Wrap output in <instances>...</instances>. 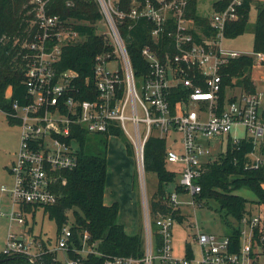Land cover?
<instances>
[{"label":"built area","instance_id":"obj_1","mask_svg":"<svg viewBox=\"0 0 264 264\" xmlns=\"http://www.w3.org/2000/svg\"><path fill=\"white\" fill-rule=\"evenodd\" d=\"M30 1L34 11L31 27L35 25L36 29L30 40L22 43L29 52L25 55L24 79L27 102L21 105L13 102L9 113L11 118L19 121V143L15 159L8 167L12 186L0 188L1 192L9 194L12 207H17L16 213L12 208L9 214L12 220L16 216L24 226L27 216H32L21 213V203H55L57 196L51 186L57 181L58 172L76 166V134L80 129L90 135L120 129L134 146L137 161L142 166L143 148L148 137L165 138L166 161L181 166L178 184L184 193L180 194L189 195L190 200L185 203L193 207L200 206L194 199L200 192L195 180L203 172L202 165L210 155L208 145L211 140L220 139L219 146L223 147L220 152L225 151L228 138L232 143L250 140L253 151L248 154L246 167L257 168L264 163L260 152L264 147V92L255 89L253 93H244L238 89L239 93L232 95V90L228 89L224 103L219 104L223 67L244 55L223 46L225 27L238 19V7L258 0H231L223 10H213L206 17L208 36L193 24L194 28L188 25L192 21L185 18L187 0H158L157 5L146 2L141 8L134 6L129 16L152 21L151 36L154 39L162 33L172 35L175 49L173 56L165 55L161 61L145 46L141 53L150 70L139 85L116 26L115 17L124 15L111 7L114 22L103 13L109 22L111 42L108 41L112 53L95 57L92 83L89 85V79H84L83 88L77 83L79 78L75 71L58 73L55 69L61 46L76 41L77 33L62 30L59 18L45 13L46 0ZM100 4L107 7L105 1ZM167 9L173 12L167 14ZM100 13L103 19V13ZM171 18H174L175 29L166 31ZM193 29L200 40L192 34ZM50 41L52 45H48ZM250 56L252 68L264 65V53L252 52ZM177 85L184 86L189 93L186 100L175 104L178 109L173 110L170 89ZM82 94L87 98L81 99ZM10 96L8 88L5 97ZM231 97L233 101H229ZM126 123L131 124L133 133L127 131ZM141 124L144 125L143 133ZM237 127H241L242 137L236 136L234 130ZM176 134H179L178 139ZM112 137L115 136L108 135V139ZM180 194L171 192L170 202L175 209L180 204ZM146 199L142 201L144 237L141 256L110 255L100 251L88 231L74 233V224L68 219L60 227L53 245H44L35 237L26 239L28 231H23L22 236L10 232L2 252L21 254L31 264H45L47 257H51L53 264L56 261L62 264H264V206L256 205V212L247 209L238 227V239L229 233L216 235L196 228L192 241L185 242L184 255L176 257L172 246L175 219L159 212L151 218ZM193 245L197 247V253Z\"/></svg>","mask_w":264,"mask_h":264},{"label":"trees","instance_id":"obj_2","mask_svg":"<svg viewBox=\"0 0 264 264\" xmlns=\"http://www.w3.org/2000/svg\"><path fill=\"white\" fill-rule=\"evenodd\" d=\"M115 10L122 13V18L115 17L118 32L125 43L130 59L132 71L141 84L149 74V66L141 51L145 46L152 49L161 61L165 55L175 54L172 35L162 33L157 39L151 36L154 28L152 21L146 17L132 18L131 9L139 8L146 2L157 5L158 0H111ZM197 0H187L185 18L201 32L209 35L208 18L196 12ZM231 0H216L212 4L215 11L223 10ZM257 7L253 23L252 52L264 53V2L255 1ZM251 3L245 2L237 9L238 19L229 22L224 31L226 39L235 38L246 31L248 14ZM44 11L47 15H55L62 22L65 29L77 33L80 38L61 46L59 60L55 63L58 73L75 71L78 75V85L83 88L84 79L92 83V68L97 55L112 53V46L108 39L96 32V23L102 19L99 5L96 0H46ZM170 26L166 31H174V18L168 19ZM34 21L33 5L30 0H0V111L5 114L10 124H19L17 119L11 118L13 102L25 104L26 90L24 85L27 58L29 52L22 47L24 40H30L36 26L31 27ZM197 40L199 36L191 30ZM50 41L48 45H52ZM253 60L249 55H241L229 61L223 67L220 88V101H225L227 90L240 89L244 93H253L256 89L251 79ZM202 86V85H201ZM10 88V98L5 97V91ZM189 90L182 85L170 89V104L172 109H178L175 104L188 98ZM81 99L87 98L82 94ZM231 97L229 101H233ZM121 137L126 142V152L131 154L130 146L118 128L110 129L107 134L90 135L83 129L76 134L77 164L75 167L57 173V181L51 186L57 199L52 205H38L21 203L19 210L26 215L34 216L41 210L55 224L56 235L67 220L70 211L74 227L73 232L87 230L92 240L98 243L97 248L110 255H142L141 233L129 235L122 224L118 222L119 205L113 202L110 205L103 203L104 187L107 176L106 145L108 135ZM166 139L149 136L143 148V170L152 172L157 177V189L152 194L149 207L152 216L157 212L170 215L177 221L184 217L178 208L170 202L171 191L166 186L176 183V173L166 168ZM264 155V147L261 148ZM253 151L250 140L242 139L232 143L227 139L226 149L219 152L215 160L203 163V172L195 180L200 186V192L194 197L201 205L202 202L214 201L218 204L223 216H230L234 222L224 220L227 233L238 239L239 224L242 216L247 212L248 201L235 194L238 189L245 188L255 197L253 204L264 206V163L257 168L246 167L248 154ZM61 180L65 182L62 183ZM174 191L184 193L183 188L176 183ZM142 229V227H140ZM31 232V230H29ZM157 242L158 236L155 235ZM44 245L45 242H43ZM189 251V250H188ZM45 264H53L51 257L44 259ZM0 264H31L21 254L0 253ZM55 264H62L56 261Z\"/></svg>","mask_w":264,"mask_h":264},{"label":"rangeland","instance_id":"obj_3","mask_svg":"<svg viewBox=\"0 0 264 264\" xmlns=\"http://www.w3.org/2000/svg\"><path fill=\"white\" fill-rule=\"evenodd\" d=\"M105 1L107 7H102L100 3ZM216 0H197L196 12L199 15L208 17L213 13L212 4ZM31 2V1H30ZM99 5L100 11L106 14L109 19H114L111 14V7H115L111 0H96ZM163 3H167L164 1ZM174 6V5H173ZM172 6V7H173ZM256 6L251 3L250 11L248 14V25L246 31L230 39H225L223 46L227 49L238 51L242 54L251 55L253 44V23L256 15ZM172 9H167V14ZM103 13V19L96 23V32L104 35L110 40V27L109 22ZM186 24L183 23L182 25ZM193 27L192 23L188 24ZM194 28V27H193ZM65 27L62 25V30ZM80 38H76V41ZM252 80L256 86L257 91L264 92V65L254 66L252 68ZM239 90L234 89L230 94H238ZM127 131L133 133V129L130 123H126ZM19 131L20 128L16 124H10L5 117V114L0 111V188L6 186L10 188L12 186V178L9 176L7 166L14 158V153L17 150L19 143ZM141 133L144 132V125H140ZM237 137H242L243 132L241 127H237L234 130ZM233 134V133H232ZM127 140L131 154L126 152V142L121 137H112L107 140L106 145V159H107V180L104 187L103 202L106 204L112 201H118V222L122 223L124 230L129 235L141 233V237H144V218L142 201L151 200L152 194L157 189V177L152 172H144L143 166L137 161L136 152L134 146L130 142L128 136L123 133ZM177 139L179 134L175 135ZM220 139H213L209 142L208 148L210 155L205 160H215L223 147L219 146ZM177 145H180L179 142ZM262 150V149H261ZM261 152V151H260ZM221 153V152H220ZM264 158V155L262 154ZM166 168L176 173V183L180 180L181 166L178 164L167 163ZM176 183H171L166 186L168 191H174ZM235 194L243 197L248 201L247 209H252L253 212L257 211V206L252 203L255 197L251 191L245 188L238 189ZM190 197L187 194L178 195V201L180 202L178 209L182 215V221H174L172 233V246L173 254L176 257H182L185 252L186 241H192V236L196 231V228L204 233H211L216 235H222L227 233V229L224 224V220L234 222L230 217H224L223 211L220 210L218 204L214 201L202 202L199 207L186 204ZM0 207L2 214L0 215V253L3 251L5 241L8 233L12 232L16 236H22L23 231H28L25 235L26 239H35L45 242L46 244L53 245L56 240V228L52 220H50L41 210L35 212L34 216H27L26 224L17 221V217L12 220L9 216L12 208L14 213L17 211V207L11 205L10 197L8 193L0 191ZM264 213V208L262 209ZM67 219L73 223L71 212H67ZM151 218H153L151 214ZM152 220V219H151ZM142 227V229H140ZM31 230V232H29ZM195 253H197V247L192 246ZM58 256L62 257L61 254Z\"/></svg>","mask_w":264,"mask_h":264},{"label":"crops","instance_id":"obj_4","mask_svg":"<svg viewBox=\"0 0 264 264\" xmlns=\"http://www.w3.org/2000/svg\"><path fill=\"white\" fill-rule=\"evenodd\" d=\"M251 75H252V74H251ZM251 79H252V77H251ZM252 81H253V80H252ZM253 83H254V82H253ZM17 148H18V147H17ZM16 152H17V150L15 151L14 155L16 154ZM14 159H15V156H14V158L11 159L10 164L14 161ZM10 164H9V165H10ZM8 167H9V166H7V171H8ZM8 174H9V173H8ZM9 176H10V174H9ZM10 177H11V176H10ZM106 180H107V176H106ZM113 202H117L118 205L120 206V204H119L118 201H115V200H114V201H112L111 203H113ZM103 203H104V202H103ZM111 203H109V204L104 203V204H105V205H110ZM251 211H252V209H251ZM119 223H120V222H119ZM120 224H122V223H120ZM122 225H123V224H122ZM123 226H124V225H123Z\"/></svg>","mask_w":264,"mask_h":264}]
</instances>
